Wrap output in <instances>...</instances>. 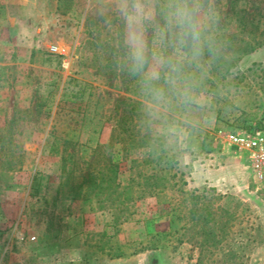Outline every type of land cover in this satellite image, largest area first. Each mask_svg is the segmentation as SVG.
I'll return each mask as SVG.
<instances>
[{
  "label": "rangeland",
  "instance_id": "rangeland-1",
  "mask_svg": "<svg viewBox=\"0 0 264 264\" xmlns=\"http://www.w3.org/2000/svg\"><path fill=\"white\" fill-rule=\"evenodd\" d=\"M229 2L221 0L226 13ZM117 3L0 0V264H49L57 248L73 245L83 264H264V184L225 137L264 128V16L253 33L231 25L233 58L209 80L195 131L149 158L122 130L130 118L144 122L135 83L112 58L119 22L109 31L103 10ZM69 78L90 85L79 115L58 106ZM65 138L77 145L63 152ZM91 161L96 178L87 181ZM206 161L234 167L233 187H193ZM114 174L116 192L95 196L93 183L104 188ZM145 176L161 179L156 194L143 189ZM179 188L200 198L183 199Z\"/></svg>",
  "mask_w": 264,
  "mask_h": 264
},
{
  "label": "clouds",
  "instance_id": "clouds-1",
  "mask_svg": "<svg viewBox=\"0 0 264 264\" xmlns=\"http://www.w3.org/2000/svg\"><path fill=\"white\" fill-rule=\"evenodd\" d=\"M118 71L132 79L140 112L161 143L195 131L214 72L233 58V20L221 0H118L103 10ZM78 246L59 247L49 264H83Z\"/></svg>",
  "mask_w": 264,
  "mask_h": 264
},
{
  "label": "trees",
  "instance_id": "trees-1",
  "mask_svg": "<svg viewBox=\"0 0 264 264\" xmlns=\"http://www.w3.org/2000/svg\"><path fill=\"white\" fill-rule=\"evenodd\" d=\"M264 7L261 8L259 7L257 10H253V11H249L248 9L242 7L240 0H230L229 2V10L227 11L226 15L229 19L233 20L235 24V30L238 32H244V31H249L251 33L255 32L256 30H258L260 28L261 25V19L264 16ZM249 45V44H247ZM253 49V48H251ZM125 83H127V85L129 83H134V81L132 79L129 80H125ZM69 86V87H67ZM73 87L72 89L70 88ZM90 85L83 83L81 81H79L78 79L75 78H69L68 81H66V84L63 88V92L61 95V99L60 102L58 104L59 107H62V109H66L68 111L69 114H80L79 111H81L82 109L85 108L86 105H83L86 102H89L90 97L92 96V93H88V89H89ZM127 92L130 91V88H128L127 86ZM133 91V90H131ZM61 102L64 104V106H61ZM132 111L135 113V106L132 107ZM85 112V111H84ZM74 120V119H72ZM80 122V121H79ZM253 127H248V128H243L244 129H252ZM120 129H122V126H120ZM125 133H129L127 135V142L125 141V143H128L129 147L131 149H140V148H144V149H148L149 150V158L152 156V153H154L156 151V149H163V144L159 143V140L153 136L149 130L147 129V127L145 126L144 123L139 124L138 122H135L134 119L130 118L129 120V124L126 126V128L122 129ZM92 133H94V131H92ZM116 138V137H115ZM114 135L112 137L111 143L114 142L115 140ZM124 142V140H122ZM77 142H75L73 139H68L65 138L63 140V152H65L69 146H76ZM128 148H126L127 150ZM162 151V150H161ZM153 161L149 162V165L152 164ZM111 164V163H110ZM88 168H89V172L87 175L86 180H94L96 177L92 176V165H93V161H91L88 164ZM113 165H111L108 168H112L111 171L113 172ZM94 171V170H93ZM176 176V175H174ZM144 178H146L145 180V187L143 189H147V188H151V190L147 193L150 196L152 194H156V193H152L151 191H157L159 188V184L158 182L161 181V179H159L156 176H145ZM115 179L116 176L114 174V176H110L109 178H107L105 181H107V185L106 187L103 188V186L100 185H96L93 183L92 185V190L96 191L97 189L99 190L98 192H96L94 195L95 196H100L102 194V191H109L108 196L112 195L115 191V188H113L114 184H115ZM132 181H134V179H132ZM141 186V185H140ZM175 186H179L178 184H175ZM182 186H186V182L182 183ZM144 191V190H143ZM178 192L183 195V199H185V195H189L193 196L195 198H200L199 196L195 195L196 191L193 192H188L184 189L179 188ZM124 194L129 195V197H132V193H133V188L129 187L126 188L123 191ZM146 193H143L139 196V198L144 197ZM184 201V200H183ZM205 210V217H208L206 219V221H208L211 217V209L209 208V206L207 205L206 208H204Z\"/></svg>",
  "mask_w": 264,
  "mask_h": 264
},
{
  "label": "built area",
  "instance_id": "built-area-1",
  "mask_svg": "<svg viewBox=\"0 0 264 264\" xmlns=\"http://www.w3.org/2000/svg\"><path fill=\"white\" fill-rule=\"evenodd\" d=\"M225 137L235 152L246 154L247 169L254 182L264 184V128L227 132Z\"/></svg>",
  "mask_w": 264,
  "mask_h": 264
},
{
  "label": "crops",
  "instance_id": "crops-1",
  "mask_svg": "<svg viewBox=\"0 0 264 264\" xmlns=\"http://www.w3.org/2000/svg\"><path fill=\"white\" fill-rule=\"evenodd\" d=\"M206 164L203 165V170L198 167L197 175H198V184L193 183V187H200L207 184H214L216 187L221 189L222 187H229L231 185L233 187L236 177L234 174V167L230 168L228 165H221L219 168L211 169L210 167H206Z\"/></svg>",
  "mask_w": 264,
  "mask_h": 264
}]
</instances>
